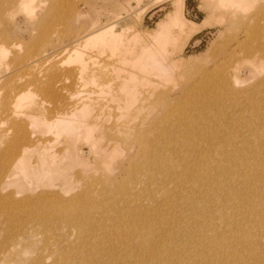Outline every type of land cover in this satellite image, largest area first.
<instances>
[{"label": "rangeland", "instance_id": "obj_1", "mask_svg": "<svg viewBox=\"0 0 264 264\" xmlns=\"http://www.w3.org/2000/svg\"><path fill=\"white\" fill-rule=\"evenodd\" d=\"M178 1L0 0V149L6 140L2 133L21 123L31 138L25 159L30 163H24L31 164L28 175L55 176L53 187L27 193H16L11 181L4 185L15 198H28L29 207L38 193L55 189V222L29 218L26 204L18 212L0 207V264H36L43 257L47 263L55 258V264H70L56 255L78 244V226L90 227L87 249L102 260L76 264H206L215 250L200 247L198 255L194 243L196 238L208 241L212 233L196 235L191 227L206 204L212 205L209 214L222 247L225 239L234 240L240 264H250L255 248L243 234L256 223L254 207L264 204L259 190L264 155L256 153L264 147V100L254 92L264 77V58L261 67H252L239 44L246 41L254 14L264 21V0H180L181 15L193 29L158 35V23ZM100 29L117 33V39L106 34L85 41ZM146 45L153 56L138 62L135 56ZM258 56L251 53L249 60ZM82 63L107 80L81 73ZM160 63L167 67L166 76ZM115 64L138 76L126 80L137 88V104L129 106L132 96L116 89ZM222 75H230L233 84L237 77L232 95ZM151 92L156 94L152 101ZM160 98L172 114L155 127L153 114L163 116ZM154 107L159 111L154 113ZM192 110L196 117L189 114ZM200 173L201 185L192 177ZM84 203H91L86 217ZM61 213H71L73 223L64 222ZM223 214L231 226L226 233L219 230L221 221L227 222ZM145 217L158 231L156 242L141 249L129 239L142 234L136 231ZM189 217L188 229L184 220ZM127 221L131 228H112ZM43 225L49 227L46 233ZM255 231L263 243L264 231ZM222 249L219 256L224 257L227 247Z\"/></svg>", "mask_w": 264, "mask_h": 264}, {"label": "bare ground", "instance_id": "obj_2", "mask_svg": "<svg viewBox=\"0 0 264 264\" xmlns=\"http://www.w3.org/2000/svg\"><path fill=\"white\" fill-rule=\"evenodd\" d=\"M181 6H182V4L180 3V0H179L177 2V4H175L174 8L166 14L164 21L158 23V27H159L158 35L161 34V36H170L171 37L172 35H171V30L170 29H172V28L178 29L179 32L188 31L190 29L191 30L193 29V27L191 28L186 23L187 21L181 15V9H182ZM256 15L257 14H254L251 17V18H253L254 22L248 27L246 41L244 40L245 42L240 43L239 40H238V42L240 43L239 45L241 47V52L245 53V55L247 56V60H245V62H248V64L251 63V66L254 67V68H257V66L261 67V64H262L261 61H262V58H264V21L261 22L260 21V17H255ZM190 25H191V23H190ZM194 28H196V26ZM168 30H170L169 34H168ZM106 34H109V38H111L112 41H114V39L116 40L117 39L116 36H118V34L114 33L113 31H109V30H106V29H104V30L100 29V30H97L96 32H93L89 36L86 35L87 37L85 38V41H91V40L97 39L99 37L105 36ZM157 37H159V36H157ZM139 40H140V38H139ZM3 48H4V46H3ZM126 49L128 50V48H126ZM150 50H151L150 47H148L147 45L143 46L141 48V52L139 54H136V56H135V53H134L133 56L136 57L138 62L143 61L146 58H147L146 60H148L149 58H152V56H153V54L151 53L152 50L151 51ZM149 51H150V53L152 55L151 56H146V55H150ZM255 52H257L259 54V56H261V57H259V56L255 57L254 61L251 62L249 60V56H250L251 53H255ZM130 54H133V51H131ZM255 64H257V65H255ZM111 66H113V65H111ZM115 66L116 67H111V68H113V69L117 68L116 71L118 73L117 77L119 79V81H118L119 83L117 85H115L116 89L121 91V92H123L124 94H128V95L132 96L131 99L127 100V104L129 106L137 104L138 100H139L138 97H137V88H136V86L134 84H129L126 80H136L138 78V76L136 75V73L132 72L131 70H125L124 71L122 68L120 70L119 67H117L116 64H115ZM123 67H125V66H123ZM159 68L161 70L162 75L167 74V67L166 66H164L163 64L160 63ZM81 69H82L81 73L89 72L92 75V77H96V76L100 77L101 76V78L107 80V78H105V76L103 77L104 74H101L99 71L90 68L88 66V64H86V63H82ZM249 69H250V67H249ZM149 71L151 72L150 69H149ZM249 71H251L250 73H252L253 70H249ZM150 72H148V73H150ZM164 76H166V75H164ZM221 80L224 81L225 85H223V86L227 89V91L230 93V95H232L234 93V89H235V88L233 89V85L236 84L235 83L236 81H238L237 77H235L234 84H233V79H231L230 75H228V76L227 75H222ZM255 82H256V80H255ZM258 84H259V82H258ZM260 84L261 85L256 86V88L254 87L255 88L254 92H256L255 95H256L257 99L264 100V94H263L264 93V77H262V80H261ZM251 86L253 87V84ZM219 90H220V88L218 89V91ZM222 90H223V88H222ZM237 90H239V89L237 88ZM248 90L249 89H247V91ZM185 91H187V89ZM242 93L243 92H241V94ZM150 95H152V92L150 93ZM153 95H156V94H153ZM153 95H152V98L149 99L150 101H152L153 98L155 97V96L153 97ZM156 97H159V96H156ZM148 98H149V96H148ZM157 100L155 102H157ZM159 100L161 102L160 105L163 107V109H162L163 110V114H162L163 116H161V114H159L160 116H158V115L156 116L155 114H153L154 121H152V122H154L153 123L154 125L159 123V122L161 124L164 120L166 121V118H169L168 116L170 114H172V113L169 114L170 110L167 108L168 107V103H167L166 99L160 98ZM197 100L198 99H196L195 101H197ZM154 105L158 106L159 104L158 105L154 104ZM169 105H170V103H169ZM83 106H86L85 102L83 103ZM210 106H211V104H210ZM199 107L202 108L201 105ZM204 107H207V106H204ZM204 107H203V110H205ZM179 108H181V107H179ZM192 108H193V106H192ZM211 108H209V109H211ZM151 109L153 110V108H151ZM156 109L157 108L154 107V113H155ZM148 111H151V110H148ZM158 111H159V109H157V112ZM176 111H175V116H177L176 115ZM160 113H161V111H160ZM193 113H194V111L192 113H189V114H193ZM194 115H195V113H194ZM159 117H160V119H159ZM194 117H196V115ZM170 118H172V117L170 116ZM178 118H181V117H178ZM194 119H196V118H194ZM60 121L62 123L64 122L63 119H61ZM194 121H196V120H194ZM243 123H245V122H243ZM160 124H157V125L159 126ZM150 127H152V126L150 125ZM155 127H156V125H155ZM11 129H12V132L10 130L11 133H9V130H6L8 132L5 131L4 134L2 133L3 137H5L6 140L3 141V142H5V146L0 149V207L3 209V211L12 210L14 212H18V211L24 210V208H25L24 204H26L27 212L25 214H27V216H29V218L31 217L33 220L38 218L40 220H44L45 222L48 221L49 219H51L52 220L51 222H53V221L55 222V189H50V190L38 193L36 198H33L32 200H29V201L32 202L30 207L27 205V202H26V200H28V198L25 197V198L17 199V198L14 197V193H13L12 190H4L3 189L4 185H7L6 183L8 181H11L12 185L16 186V188H15L16 193H22V192L27 193L29 191L32 192L36 187H41V188L44 187V186L53 187V185H55V176L52 175V176L48 177V174H46V172H44L42 175H39L37 173L33 174V175H30V176L28 175L30 173L28 168L31 169V164L24 165V163H26V162L30 163L29 158L27 160H25L26 159V154H28V152H29V147H30V143L29 142H30V139H31L30 135L25 132V126H22L21 123L14 122L13 125L11 126ZM160 132L165 137L167 136L164 129H162ZM157 133H159V132L157 131ZM153 139H155V138H153ZM178 139H176V140H178ZM215 139L216 138H214V142H213L214 144H215ZM160 147L158 146V148H160ZM159 151H161V150L159 149ZM244 151H245V149H244ZM114 152H115V148L112 149L111 153L114 154ZM145 152H146V150H145ZM147 153H153V152L151 151V152H147ZM157 153L158 152H156L155 154L158 155ZM246 153H249L248 150H247ZM256 153L264 155V147L262 145H260V147L256 150ZM109 154H110V152H109ZM148 155H150V154H148ZM152 156H153V154H152ZM142 157H144V156H142ZM142 159L145 160L146 158L144 157ZM149 159H152V157L151 158L149 157ZM153 159H155V158L153 157ZM157 160H158V158H157ZM45 162H46V160L43 159L41 161V163L38 164L40 170H42V171L45 170V169H42V165L45 164ZM142 162H143V160H142ZM144 162H146V164H148L151 161H149V162L144 161ZM108 166H110V165H108ZM106 167H107V165H106ZM106 167H104V168H106ZM25 168H26V170H25ZM259 168H261V167H259ZM109 170L110 169H108V171ZM149 170H151V169H149ZM247 174H248V170L243 175L246 176ZM202 175L203 174L200 173V174H194L192 176L193 179L199 185L202 184V182H201ZM150 176H151V174H150ZM212 177H211V179H212ZM5 178H7V179H5ZM114 181H116V180H114ZM119 184H120V181H119ZM119 184H117V185L119 186ZM94 185L96 186V184H94ZM208 185H209V183H208ZM211 189H213V188H211ZM1 190H4V191H1ZM90 190H92V189H90ZM110 190H112V188ZM114 190L115 189L113 188V191ZM205 190H207V189H205ZM259 190H260L261 195L264 196V185L262 187H260ZM113 191L111 193H115ZM131 192H133V191H131ZM228 193H232V192H228ZM129 194L131 195V193H129ZM138 194L136 196H138ZM206 195L207 194H203L202 195V201L203 202L207 201ZM79 196L81 197L82 202H83L84 198L81 195H79ZM109 196H112V195H109ZM112 197H110V198H112ZM228 197H229L228 195H225L226 199ZM112 201H114V200H112ZM218 203H220V199L219 198H218V200H216L215 204H213V205H216ZM90 205H91V203H84L82 205V208L84 210V212H82L84 214L83 216L86 217L89 214ZM263 205L264 204L259 203V205H256L254 207L253 211L251 210L252 211V221H255L256 223H255V225H253V227L247 226V232H246V234H243L244 239L255 248L254 251L250 252V256H249V259H248V262L250 264H252L254 262H258V261L260 262V264H264L263 259H262L264 257V242L263 243H259L258 242L257 237L260 235L261 232L260 231H255V228H257V227H259L262 231H264V207H263ZM211 206L212 205L206 204L204 206L203 213L200 214L197 218H195L193 223H192L191 227H193L194 230H195L194 234H196V235L202 234L205 230H207V231L212 233L209 236V240L208 241H206L204 239H201V238H196L195 239V243H194L195 253H197L198 255L202 253L200 247L202 248V247H206V246H212L213 249L215 250V254L208 255L206 257L207 258L206 264H219V262L222 259L223 260L221 261V264H234L235 261H237V264H240L238 256L236 254V251L234 249L236 243H235L234 240H231L229 238L225 239V242H226L225 244L226 245L223 246V247H225V246L227 247V249H225L226 256H224V257L223 256H219L220 255L219 253H221L222 250H223L222 249L223 248L222 244H224V242L220 243V240H222V238H218V236H219V234L217 233L218 228H217L215 222H213V220H212V214H209V210H210ZM112 207H114V206H112ZM116 212H118V211H116ZM61 214H62V218H64L63 219L64 222L73 223L71 213H69L70 216L64 215V213H61ZM190 218L191 217L186 218L184 220L185 223L188 222L190 220ZM221 219L223 221H227V222L223 223L221 221V224H220L221 225V229L219 228V230L222 233H226V231L231 228V226L229 225V220H228L229 216L225 217V214H223L221 216ZM144 220H146V221H144V223L142 224V227L139 228V230L136 231L138 233L142 232V234L137 235L136 238L129 239L135 246H137L138 248H141V249L146 248V247L150 246L151 244H153L154 242H156V236H157V231H158L156 229L155 224H153L151 221H148V219L146 217L144 218ZM34 221H36V220H34ZM53 224H55V223H53ZM130 224L131 223H129L128 221L125 222V223L124 222L115 223V224H113L112 228H116V229H120L121 227L131 228ZM43 226L45 227V225H43ZM187 227L189 229V227H190V223L189 222L187 224ZM48 229H49V227L46 226L45 227V233L47 232ZM89 229H90V227L88 229H85L82 226H78L77 227V231H78L79 234H78V237L76 239L78 244L76 246L75 245H70V248H69L68 251H63V250L62 251H58V254L56 255V259H59V258H60V260L64 259L65 261H69L70 264H76L78 262L86 263L87 260H92V262L94 260L101 261L102 258H96L87 249L88 242L91 241L90 239H88L86 237ZM232 229H233V226H232ZM170 236H174L172 234V232L170 233ZM7 239H8L7 241L10 240L9 236H8ZM167 239L170 240L171 237H169L167 235ZM229 247L233 249V250H231V253L228 252ZM87 250L91 254L88 253ZM254 253H255V255H254ZM216 254H217V257H216ZM36 264H55V258H54V260L52 262L47 263L46 259H44V257H43V258L37 260ZM80 264H82V263H80Z\"/></svg>", "mask_w": 264, "mask_h": 264}]
</instances>
